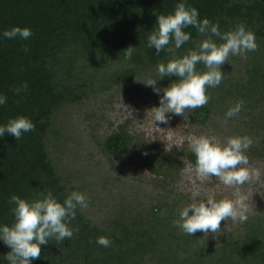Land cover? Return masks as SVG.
<instances>
[{"label": "trees", "instance_id": "1", "mask_svg": "<svg viewBox=\"0 0 264 264\" xmlns=\"http://www.w3.org/2000/svg\"><path fill=\"white\" fill-rule=\"evenodd\" d=\"M177 2L0 0V93L7 96L0 105V123L23 114L35 124L19 140L8 133L0 137V223L13 222L12 194L34 199L51 190L62 201L75 188L88 200L70 221L78 229L73 236L41 245V256L32 264H264V206L219 239L209 241L199 230L191 236L174 224L180 208L191 203L185 196L119 176L111 158L99 154V140L91 147L86 138L88 114L115 89L139 86L158 97L135 78L155 76L157 62L170 58L149 48L147 35L156 14L173 11ZM187 3L198 9L200 18L218 23L222 32L244 23L258 45L243 56H229L221 66V83L206 88L210 99L189 109L190 118L199 124L212 121L228 137L247 135L253 141L248 149L264 153V0ZM15 25L30 27L32 36L21 40L2 35ZM184 30L191 39L177 55L204 38L193 26ZM129 46L135 51L125 60ZM197 69L205 70L202 64ZM171 79L175 77L158 79V86ZM22 82L28 87L14 92ZM237 100L243 101L242 108L225 124L224 114ZM133 144L135 139L119 126L100 148L120 165L135 157L158 177L180 168L174 156L181 153L195 164L193 152L173 149L160 156L152 152L153 145L144 154L128 156ZM99 236L109 238L110 246L97 244ZM9 251L0 241V264H8L3 255Z\"/></svg>", "mask_w": 264, "mask_h": 264}, {"label": "clouds", "instance_id": "2", "mask_svg": "<svg viewBox=\"0 0 264 264\" xmlns=\"http://www.w3.org/2000/svg\"><path fill=\"white\" fill-rule=\"evenodd\" d=\"M154 25L147 35V46L154 48L157 53L163 50L171 54L170 58L157 62L155 76L146 80L134 78L150 86L158 95L159 104L149 111L153 122L161 124L168 123L169 113L184 115L185 109L205 105L210 99L206 88L221 83L224 73L221 66L228 61L229 56H243L258 47L254 32L246 28L244 23L222 32L218 23L211 22L207 17L200 18L198 9L188 4L187 0H178L171 12L156 14ZM189 26L195 27L204 38L194 48L177 55L176 50L191 39V33L184 30ZM2 35L9 39L26 40L32 36V30L27 26L15 25L5 29ZM134 51V46L127 47L124 59L131 60ZM198 64H202L205 70H198ZM172 76L175 79H171L166 86H158V79ZM27 87V82H22L13 91L20 93ZM6 102L7 96L0 93V105ZM242 105L243 101L237 100L229 107L224 114L225 124L240 112ZM34 127V122L26 115L9 117L6 122L0 123V137L8 133L19 140L23 133ZM187 142L195 155V164H189L188 170L194 168L197 175L218 177L226 186L242 185L252 178L250 169L246 167L248 157L245 154L253 143L251 137L233 135L221 143L205 135H191ZM256 176H259L258 172ZM245 200L246 197H209L187 204L180 208L174 224L191 236L198 230L204 233L217 232L221 229L222 220L247 219L248 205ZM9 203L12 205L13 222L0 223V241L10 248L3 259L8 264H32L41 256V245H47L50 241L59 243L73 236L78 229L70 227V221L76 217L78 208L87 207L88 200L84 192L73 188L62 201L51 190H47L41 191L34 199L12 194ZM96 243L109 247L111 241L106 236H99Z\"/></svg>", "mask_w": 264, "mask_h": 264}, {"label": "rangeland", "instance_id": "3", "mask_svg": "<svg viewBox=\"0 0 264 264\" xmlns=\"http://www.w3.org/2000/svg\"><path fill=\"white\" fill-rule=\"evenodd\" d=\"M158 104V97L145 92V89L139 86L117 88L100 98L96 106L92 108L93 112L88 114L87 122L83 123L85 127L87 126L86 138L91 141V147L99 140V154L104 159L111 158L113 172L119 176L146 186L158 185L171 194L185 196L191 203L206 200L209 197L215 199L246 197L247 218L260 210L264 206V153L262 152L246 150L245 154L248 157L246 167L250 169L252 178L242 185L234 186L224 185L215 176L201 177L196 174L194 168L188 170L190 163L187 162L184 153L174 156L181 166L166 177L155 176L135 157L126 165H120L116 157L104 155L100 148L102 141L119 126H123L135 139L136 144L131 145L128 156L137 152L144 154L146 149L152 145L155 146L152 152H157L160 156L173 149L192 152L187 142V138L191 135H205L221 143L228 137L225 131L212 121L204 124L194 122L189 116V109H185L184 115L169 113L170 119L167 124L153 122L149 110ZM243 221L239 219L236 221L222 220L219 231L203 232V235L209 241L219 239Z\"/></svg>", "mask_w": 264, "mask_h": 264}]
</instances>
